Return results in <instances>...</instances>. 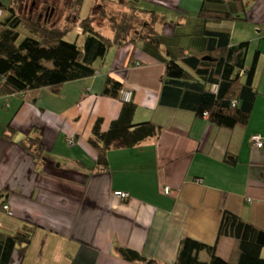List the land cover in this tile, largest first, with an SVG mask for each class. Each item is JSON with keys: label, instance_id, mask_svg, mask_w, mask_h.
<instances>
[{"label": "crops", "instance_id": "0c3cea01", "mask_svg": "<svg viewBox=\"0 0 264 264\" xmlns=\"http://www.w3.org/2000/svg\"><path fill=\"white\" fill-rule=\"evenodd\" d=\"M11 1L0 0V18L2 4ZM134 1L159 12L165 20L157 28L172 35L180 18L199 15L204 0H83L80 13L100 6L95 26L113 36L112 16L150 18L149 10L135 12ZM248 3L249 17H260L262 41L264 0ZM230 22L222 27L235 36ZM192 46H199L196 37ZM260 49L257 81L264 90ZM109 74L124 81L128 99L138 103L136 120L154 119L164 128L135 146L112 147L104 165L97 163L99 150L90 137L99 117L107 129L123 105L102 93ZM165 74L164 61L127 40L111 47L97 73L67 81L59 91L45 86L35 98L0 91V201L10 205L6 210L0 203V227L14 226L13 217L38 223L32 240L17 245L11 264H135L121 256L119 245L173 264L183 237L217 242L226 209L264 227V146L251 139L252 132L264 137V94L247 127L224 128L191 110L161 105ZM29 135L44 142L40 161L24 144ZM236 249L233 237L218 242L225 257ZM208 262L204 251L202 264Z\"/></svg>", "mask_w": 264, "mask_h": 264}, {"label": "trees", "instance_id": "16d2710c", "mask_svg": "<svg viewBox=\"0 0 264 264\" xmlns=\"http://www.w3.org/2000/svg\"><path fill=\"white\" fill-rule=\"evenodd\" d=\"M28 2L12 0L2 4L5 14L0 18L1 92L27 93L35 98L36 91L45 86L59 91L67 81L97 73L114 44L132 40L166 63L161 105L191 110L220 127L233 129L249 125L257 98L264 94L257 83L260 47L249 61L251 39L235 40L232 31L222 27L228 21L249 19L248 0H204L199 15L180 18L172 35L157 28L156 23L165 20L159 12L134 1L135 12L149 10L150 18L135 13H126L121 19L112 16L113 36L95 26L98 17L94 12L84 16L80 13L83 0H66L68 5L62 9L69 7L68 14L64 10L58 14L54 0H32L31 5ZM78 23L82 24V33L76 39L67 38L68 29ZM194 37L197 48H191ZM124 89V81L109 74L102 93L122 99L123 105L107 129L103 127V117L94 125L90 141L99 150L98 164H108L112 147L135 146L158 136L164 128L154 119L136 120L138 103L124 99ZM5 134L11 135L7 131ZM24 144L38 161L42 159L45 145L40 136L29 135ZM236 158V154L230 155L229 160L235 162ZM0 203L10 209L5 206L7 202ZM13 218L17 219L14 226L0 227V264H11L17 245L29 243L38 226L30 219ZM224 236L237 241L231 257L218 250V242ZM118 251L135 264H162L130 246L119 245ZM204 251L209 256L208 264H264V227L226 209L217 242L187 235L181 240L173 264H202Z\"/></svg>", "mask_w": 264, "mask_h": 264}, {"label": "rangeland", "instance_id": "374dc122", "mask_svg": "<svg viewBox=\"0 0 264 264\" xmlns=\"http://www.w3.org/2000/svg\"><path fill=\"white\" fill-rule=\"evenodd\" d=\"M31 1L32 0H29V4L31 5ZM39 1V0H38ZM69 1V3L71 2V0H67ZM54 2L58 5L59 7V10H62L63 6H67L68 3L63 1V0H54ZM104 2V1H103ZM100 6H95L94 10L93 11L94 13H96V11L100 10ZM261 13V12H260ZM252 16V15H251ZM255 16L253 17H249L248 20H234V21H231V25L233 26V23H235L234 25V34H235V40H240L242 37L243 38H250L251 39V49L249 51V61H252L254 55H255V52L258 48V46H260V48L263 49L264 51V39L262 41H260V34H258V31H259V28L257 27V22L259 19H256V18H260V17H256L254 18ZM261 21V20H260ZM83 31V27H82V24L78 23L77 25H75L74 27L68 29V32H67V38L69 39H76L78 34L79 33H82ZM261 43V45H260ZM264 55V53H263ZM259 75L264 79V56H263V60L261 61V68H260V71H259ZM258 83V81H257ZM127 90V88H126ZM128 95H127V99H128ZM119 191V190H117ZM116 191V193H117Z\"/></svg>", "mask_w": 264, "mask_h": 264}, {"label": "built area", "instance_id": "2783aa9c", "mask_svg": "<svg viewBox=\"0 0 264 264\" xmlns=\"http://www.w3.org/2000/svg\"><path fill=\"white\" fill-rule=\"evenodd\" d=\"M125 93L128 95V97H129V94L131 93L130 91H129V89H125L124 90V95H125ZM127 95H125L126 97H127ZM251 139H252V141L257 145V146H263L264 145V137H263V135L261 134V133H253L252 134V136H251ZM70 141L72 142V141H74V138H71L70 139ZM166 190L167 191H169V187H166ZM117 194L119 195V196H129V193L128 192H126V191H121V190H119V191H117ZM7 208H9L10 207V205L9 204H6L5 205Z\"/></svg>", "mask_w": 264, "mask_h": 264}, {"label": "flooded vegetation", "instance_id": "af4514ba", "mask_svg": "<svg viewBox=\"0 0 264 264\" xmlns=\"http://www.w3.org/2000/svg\"><path fill=\"white\" fill-rule=\"evenodd\" d=\"M38 2V0H36Z\"/></svg>", "mask_w": 264, "mask_h": 264}]
</instances>
